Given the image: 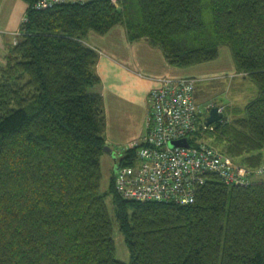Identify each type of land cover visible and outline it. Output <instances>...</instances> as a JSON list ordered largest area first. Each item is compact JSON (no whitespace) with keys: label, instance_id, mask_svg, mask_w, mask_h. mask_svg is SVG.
I'll return each mask as SVG.
<instances>
[{"label":"trees","instance_id":"trees-1","mask_svg":"<svg viewBox=\"0 0 264 264\" xmlns=\"http://www.w3.org/2000/svg\"><path fill=\"white\" fill-rule=\"evenodd\" d=\"M27 1L0 64V264H264V180L228 185L217 174L187 204L126 199L113 176L131 261L116 257L101 190L106 107L92 90L99 54L86 43L121 25L130 42L146 40L178 68L228 47L257 95L239 114L231 107L234 118L224 111L201 125L192 142L207 139L255 169L264 161V0H68L45 9ZM135 155L124 148L120 160Z\"/></svg>","mask_w":264,"mask_h":264},{"label":"built area","instance_id":"built-area-1","mask_svg":"<svg viewBox=\"0 0 264 264\" xmlns=\"http://www.w3.org/2000/svg\"><path fill=\"white\" fill-rule=\"evenodd\" d=\"M66 1L35 0L33 6L45 9ZM26 20L24 15L22 24ZM154 81L148 97L146 130L125 147L135 150V158L129 163L120 160L116 166L114 185L124 198L187 204L195 201L194 189L205 182L208 174H217L228 185L264 180V161L257 168L248 169L207 142H192L215 106L198 103L196 78L155 77ZM220 109L223 111L221 106ZM185 138L188 144L171 145Z\"/></svg>","mask_w":264,"mask_h":264},{"label":"crops","instance_id":"crops-1","mask_svg":"<svg viewBox=\"0 0 264 264\" xmlns=\"http://www.w3.org/2000/svg\"><path fill=\"white\" fill-rule=\"evenodd\" d=\"M27 8V0H0V64L5 62L9 49L14 45L13 34L20 29ZM86 43L99 54L96 71L101 80L100 94L106 107V136L110 146L125 145L143 134L149 92L155 85V77H194L202 81L210 77L238 73L234 62L228 71L218 72L209 66L210 62L186 68L172 66L163 52L146 40L130 42L126 29L121 25L106 34L90 33ZM111 108L126 115L123 118L126 123L117 127V131H111L109 114L114 115ZM131 110L139 112L135 129L129 133L131 121L128 120V112ZM231 115H235L234 111H231Z\"/></svg>","mask_w":264,"mask_h":264},{"label":"rangeland","instance_id":"rangeland-1","mask_svg":"<svg viewBox=\"0 0 264 264\" xmlns=\"http://www.w3.org/2000/svg\"><path fill=\"white\" fill-rule=\"evenodd\" d=\"M22 25V24H21ZM21 33V26L14 35V43L17 42L18 37ZM231 63H233V57L231 50L228 47H222L219 53V58L210 62L209 66L215 69V72L218 71H228L231 68ZM160 77H172V76H160ZM154 80V79H153ZM158 82V80H157ZM94 92L100 93V86L96 85L92 89ZM196 98L199 104L207 105L213 103L219 105L226 112V116L229 119H232L231 111L235 107L236 113L239 114L241 109H244L246 104L257 95V87L251 78L247 77L246 73H233L230 75H222L217 77L206 78L201 81V79L196 78ZM229 106V107H228ZM204 108V107H203ZM113 114H109V119L111 121V131H117V127H121L123 123V118L126 115H123L122 112H119L116 109L111 108ZM242 111V110H241ZM139 110H131L128 120L131 121V129H128V132L131 133L135 129V120L137 119ZM119 114V115H118ZM117 115V117H116ZM236 115L235 117H237ZM206 128H210L211 125L204 123ZM208 126V127H207ZM210 126V127H209ZM143 130V129H142ZM146 130V127H145ZM144 130V132H145ZM143 132V133H144ZM200 139V138H199ZM208 142L207 139H200ZM129 141L125 145H111L109 150L107 147L110 146L107 141L106 151L102 156V171L103 178L101 184L102 192H107L106 201L109 207V212L114 220V241L116 244V257L126 263H130L131 256L123 233L119 229V223L117 221L116 206L113 201V196L109 192L111 187V182L115 173L116 164L120 162L122 151L126 146H129Z\"/></svg>","mask_w":264,"mask_h":264},{"label":"water","instance_id":"water-1","mask_svg":"<svg viewBox=\"0 0 264 264\" xmlns=\"http://www.w3.org/2000/svg\"><path fill=\"white\" fill-rule=\"evenodd\" d=\"M223 117H224V112L220 109L219 105H215L208 112V116L206 117V124L207 125L214 124L222 120ZM180 144H188V139L185 138L171 142L172 146L180 145ZM107 150H109V147H107ZM105 151H106V147H105Z\"/></svg>","mask_w":264,"mask_h":264},{"label":"clouds","instance_id":"clouds-1","mask_svg":"<svg viewBox=\"0 0 264 264\" xmlns=\"http://www.w3.org/2000/svg\"><path fill=\"white\" fill-rule=\"evenodd\" d=\"M208 116V115H207Z\"/></svg>","mask_w":264,"mask_h":264}]
</instances>
